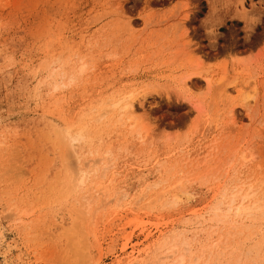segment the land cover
Segmentation results:
<instances>
[{
  "label": "rangeland",
  "instance_id": "obj_1",
  "mask_svg": "<svg viewBox=\"0 0 264 264\" xmlns=\"http://www.w3.org/2000/svg\"><path fill=\"white\" fill-rule=\"evenodd\" d=\"M0 264H264V0H0Z\"/></svg>",
  "mask_w": 264,
  "mask_h": 264
},
{
  "label": "bare ground",
  "instance_id": "obj_2",
  "mask_svg": "<svg viewBox=\"0 0 264 264\" xmlns=\"http://www.w3.org/2000/svg\"><path fill=\"white\" fill-rule=\"evenodd\" d=\"M191 81V80H190ZM138 98H139V93L137 94H130L127 97H122L120 98L114 105V108L118 109L120 115L125 116L128 120H131L134 118V116L136 115V107L135 104L138 103ZM88 173V174H87ZM89 175L90 172H87L85 170H81L80 174H79V183L80 185L84 184V178L86 177L85 175ZM78 181V180H77ZM239 194V193H238ZM250 196V195H249ZM248 194L244 197H242L241 199V208H236L234 210V203L235 200L233 199L231 202V205L228 208L227 213H231L234 212L235 216L240 217L242 216V214H244L245 211H247L248 209H250L249 207H243V203L246 200L247 197H249ZM252 209V208H251ZM258 209V208H257ZM249 211V210H248ZM227 216V215H226ZM237 220V219H236Z\"/></svg>",
  "mask_w": 264,
  "mask_h": 264
}]
</instances>
